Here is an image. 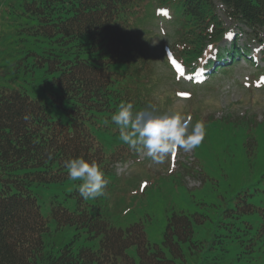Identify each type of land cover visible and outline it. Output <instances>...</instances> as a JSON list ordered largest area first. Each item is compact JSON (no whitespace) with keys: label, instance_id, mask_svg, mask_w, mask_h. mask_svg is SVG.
Wrapping results in <instances>:
<instances>
[{"label":"trees","instance_id":"1","mask_svg":"<svg viewBox=\"0 0 264 264\" xmlns=\"http://www.w3.org/2000/svg\"><path fill=\"white\" fill-rule=\"evenodd\" d=\"M218 4L223 15L240 26L228 48L221 46L228 29ZM23 6L48 42V49L34 54L37 60L32 67L42 70L39 87H51L52 103L44 105L20 87L0 90V264H137L126 254L131 247L136 248L139 264H186L185 244L190 254V250L209 253L203 242L193 241L192 220L202 225L209 219L206 215L172 213L162 245L152 246L142 223L115 227L80 199L73 211L54 202L51 217L57 231L86 228L91 238H100L99 248L80 247L75 252L70 243L57 253L46 250L43 236L48 221L34 190L70 180L64 162L79 156L95 160L112 184L117 161H132L130 156L136 153L119 140V128L111 121L118 105L130 101L134 111L146 117L168 112L150 103L159 79L154 81L149 70L153 59L147 27L160 17L158 11L166 10L165 21L173 28L170 56L187 73L207 72L208 82L193 88L208 91L216 80L231 77L239 61L254 65L256 54L264 61V0H32ZM241 37L249 44L240 46ZM253 43L260 46L256 53L250 49ZM163 63L175 82L178 76L169 60L163 57ZM263 78L262 68L251 81L264 89ZM49 108L63 113V119H54ZM222 118L227 146L234 154L242 151L253 171L251 163L259 158L258 146L264 138V119L255 116L250 124L248 116ZM98 135L106 138L105 145ZM123 150L131 153L128 161ZM256 170L259 176L251 183L264 184V167ZM201 177L203 183L210 180L205 172ZM263 194L264 188H246L215 205L217 218L232 220L219 221L228 227L232 242L247 244L249 251L264 247Z\"/></svg>","mask_w":264,"mask_h":264},{"label":"rangeland","instance_id":"2","mask_svg":"<svg viewBox=\"0 0 264 264\" xmlns=\"http://www.w3.org/2000/svg\"><path fill=\"white\" fill-rule=\"evenodd\" d=\"M31 1L0 0V90L20 87L33 98L49 106L52 103L49 95L51 87L49 85L42 89L39 87L43 79L42 70L32 67L33 62L37 60L34 54L41 53L49 46L37 28L36 18L23 6L25 2ZM217 10L228 29L226 32L228 35H225L221 46L228 48L230 38L240 26L233 24L223 15L219 4ZM157 13L160 17L147 27L150 31L148 38L153 59L149 70L152 69L151 78L154 81L159 79L156 80L159 89L153 92L154 98L150 103L166 111L179 110L182 115H190L192 124L198 120L203 121L204 139L192 150L181 149L170 154L162 165L153 164L146 155L140 154L139 158L135 159L138 156L136 151L137 154H131L123 150L122 154L126 153L127 161L130 154L132 161H126L127 163L117 161L114 166L117 179L112 184L108 182L104 194L95 199L85 200L80 196L78 190L80 181L68 180L64 184L36 188L34 191L38 196L41 213L48 221V231L43 236L45 249L52 248L57 253L58 249L70 243L75 252L80 247L91 248L94 251L99 248L100 238H91L86 228L78 231L75 227H67L57 231L55 221L51 217L54 202L61 203L73 211L80 199L94 206V214H104L115 227L126 229L132 224L142 223L152 246L162 245L168 219L172 213L206 215L209 219L202 225L192 220L193 241L203 242L209 253L190 250V254L186 251L189 250V244H185L183 250L186 252V264H264V247L257 245L253 251H249L244 247L247 244L242 246L239 243L234 244L228 227L219 224L223 218H217L215 206L228 201L242 189L264 188V184L251 183L252 179L255 181L259 176L256 168L264 167V138L258 146L259 158L251 163L253 171H250L249 158L240 150L234 154L232 148L227 146L226 138L221 131V123L226 120L220 119L222 116L231 115L240 118L248 116L250 124L253 123L255 116L258 121L264 119V89L257 81H251L257 71L264 69V61L258 54L256 62H252L254 65L239 61L231 77L227 76V79L222 81L216 80L213 88L208 91L196 90L193 86L200 88L203 84L191 85L185 77L180 76L173 82L172 72L163 63L164 57L169 60L172 71H178V66L169 57L168 49L172 44L173 28L170 21H165L168 19L165 10ZM248 44L246 39L241 37L239 45ZM253 45H250V49L254 53L258 52L260 46L255 43ZM178 73H181V70ZM143 80L145 81V78ZM187 93L186 98L184 96ZM48 111L54 119H63V113L58 110L49 108ZM230 125L231 123L227 124ZM112 132L116 134L114 129ZM97 138L105 145V137L98 135ZM121 150L122 147L120 152ZM204 172L208 174L210 180L203 183L201 176ZM75 191L77 194L73 198L69 197V194ZM263 197L264 194L261 198ZM230 221L232 220H224L223 223L227 224ZM126 254L139 264L136 248L127 249Z\"/></svg>","mask_w":264,"mask_h":264},{"label":"clouds","instance_id":"3","mask_svg":"<svg viewBox=\"0 0 264 264\" xmlns=\"http://www.w3.org/2000/svg\"><path fill=\"white\" fill-rule=\"evenodd\" d=\"M111 121L119 128L120 141L129 149L146 155L155 165L164 164L168 156L178 150L194 149L205 136L203 121L192 124L190 116L172 109L163 115L146 117L142 111H134L130 101L118 105ZM64 165L70 180L81 182L78 190L83 199H95L104 194L108 180L95 160L89 162L79 156L66 160Z\"/></svg>","mask_w":264,"mask_h":264},{"label":"snow or ice","instance_id":"4","mask_svg":"<svg viewBox=\"0 0 264 264\" xmlns=\"http://www.w3.org/2000/svg\"><path fill=\"white\" fill-rule=\"evenodd\" d=\"M181 95H184V94H181ZM174 154V153H173Z\"/></svg>","mask_w":264,"mask_h":264}]
</instances>
